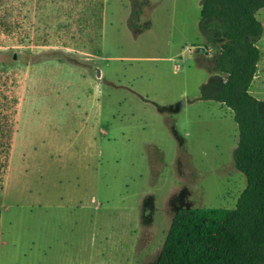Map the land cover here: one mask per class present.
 <instances>
[{
	"label": "rangeland",
	"instance_id": "1",
	"mask_svg": "<svg viewBox=\"0 0 264 264\" xmlns=\"http://www.w3.org/2000/svg\"><path fill=\"white\" fill-rule=\"evenodd\" d=\"M200 2L0 0V264H156L180 210L236 207Z\"/></svg>",
	"mask_w": 264,
	"mask_h": 264
},
{
	"label": "trees",
	"instance_id": "2",
	"mask_svg": "<svg viewBox=\"0 0 264 264\" xmlns=\"http://www.w3.org/2000/svg\"><path fill=\"white\" fill-rule=\"evenodd\" d=\"M262 10L264 0L200 2L198 29L204 48H213V76L200 98L232 112L238 132L232 162L246 188L232 210L178 212L156 264H264V102L250 94L260 61L256 43L264 38L256 18Z\"/></svg>",
	"mask_w": 264,
	"mask_h": 264
},
{
	"label": "crops",
	"instance_id": "3",
	"mask_svg": "<svg viewBox=\"0 0 264 264\" xmlns=\"http://www.w3.org/2000/svg\"><path fill=\"white\" fill-rule=\"evenodd\" d=\"M257 73V72H256ZM256 75V74H255ZM255 78V77H254ZM253 81H254V79H253ZM252 84H253V82H252ZM251 94V93H250Z\"/></svg>",
	"mask_w": 264,
	"mask_h": 264
},
{
	"label": "flooded vegetation",
	"instance_id": "4",
	"mask_svg": "<svg viewBox=\"0 0 264 264\" xmlns=\"http://www.w3.org/2000/svg\"><path fill=\"white\" fill-rule=\"evenodd\" d=\"M181 211V210H180ZM176 215V214H175Z\"/></svg>",
	"mask_w": 264,
	"mask_h": 264
}]
</instances>
